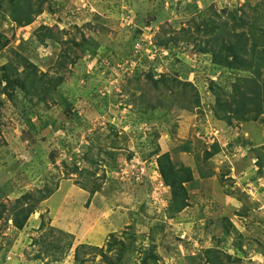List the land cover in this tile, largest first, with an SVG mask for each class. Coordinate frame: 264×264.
<instances>
[{"label":"rangeland","instance_id":"obj_1","mask_svg":"<svg viewBox=\"0 0 264 264\" xmlns=\"http://www.w3.org/2000/svg\"><path fill=\"white\" fill-rule=\"evenodd\" d=\"M10 1L0 66L20 56L51 86L42 103L0 94V264H207L208 251L264 264V124L215 113V94L253 72L201 53L232 16L249 20L236 33L264 31V0H16L20 26ZM41 27L57 42L38 44ZM147 75L181 84L155 91ZM165 154L194 181L181 212Z\"/></svg>","mask_w":264,"mask_h":264},{"label":"trees","instance_id":"obj_2","mask_svg":"<svg viewBox=\"0 0 264 264\" xmlns=\"http://www.w3.org/2000/svg\"><path fill=\"white\" fill-rule=\"evenodd\" d=\"M21 4L22 7L26 8L25 2L19 3L16 2V0H11L10 4L7 6V9L13 8L14 12L10 14V17L13 18V21L18 26L21 25L18 20V15L26 11V18H28V14L30 13L27 9H20L19 6H21ZM0 9V14H3L4 9ZM231 19L233 25L228 26V24L224 22L210 27V32L213 33L212 31H215V34L213 33L214 35L210 40L205 41V46L201 48V53L204 55H216L218 53L231 52L233 63H235L239 71H250L253 73L252 77L239 79V83L231 85V88L228 89L227 92H223L225 98H221L220 94H215V113L222 114L223 121L228 123L233 119L243 122L257 121V118L261 117L260 120L264 124V31L251 25L247 34L243 32L236 33L234 29L236 27H246L249 20L242 21L241 19V24L236 26L238 24L234 16H232ZM27 25L28 24L25 26ZM41 28L48 31L46 27ZM255 32L258 35L257 39L254 38ZM34 36L38 44H43L46 40L57 42V39L53 37V34L49 31L39 35L36 32ZM7 43H3L1 47L7 46ZM161 46L165 48L169 47L166 43ZM231 56L228 58H231ZM17 57L19 61H16L18 63H16L15 66H11L10 64L12 63L9 62L0 66V94H5L6 97L10 99L12 97L10 92H14L18 89L21 91L23 98H28L30 101L31 98H36L37 102L42 103L45 101L46 94L47 96L50 95L49 87L51 86V82L47 87L44 75L34 79V72L31 71V69L35 68L33 64L22 59L20 56ZM67 61L68 58L61 64L59 63V67L64 68ZM147 79L151 81L152 89L155 91L162 87L167 90V92L171 93L172 84H181L175 78L169 79L165 75H160L158 80H154L151 75H147ZM3 83L5 84L1 87ZM169 83L172 84L170 85ZM184 84L185 83H182L181 91L184 90ZM196 103H198V100H196L193 105ZM190 109L191 108H187L186 110ZM261 150H264V146L261 147ZM209 156L210 154H208V157ZM156 162L163 182L170 190L172 206L175 207L176 211L180 212L188 208V191L185 188V184L194 182L191 171L182 167L175 170L167 154L159 156ZM256 162L260 170L264 166V158L260 156V152L257 155ZM72 172L73 174H77V168H73ZM88 193L93 195V193ZM45 194L47 196L49 192L47 191ZM46 196L41 194L40 198L45 199ZM27 199L28 197L26 196L22 198L23 201ZM20 213H24L23 216L25 215L27 218L31 212L23 209ZM223 258L221 253L214 251L207 252V264H222Z\"/></svg>","mask_w":264,"mask_h":264},{"label":"built area","instance_id":"obj_3","mask_svg":"<svg viewBox=\"0 0 264 264\" xmlns=\"http://www.w3.org/2000/svg\"><path fill=\"white\" fill-rule=\"evenodd\" d=\"M159 187L163 189L165 186L163 183H160ZM181 238L184 239V237H181Z\"/></svg>","mask_w":264,"mask_h":264},{"label":"crops","instance_id":"obj_4","mask_svg":"<svg viewBox=\"0 0 264 264\" xmlns=\"http://www.w3.org/2000/svg\"><path fill=\"white\" fill-rule=\"evenodd\" d=\"M83 194L85 195V198H86V196L88 195V194H87L86 192H84V191H83ZM95 200H96V199H95ZM93 239H94V241H98V240H96V238H94V237H93Z\"/></svg>","mask_w":264,"mask_h":264}]
</instances>
